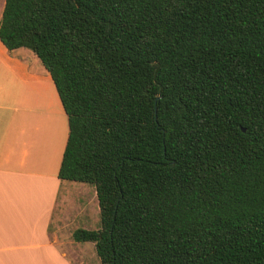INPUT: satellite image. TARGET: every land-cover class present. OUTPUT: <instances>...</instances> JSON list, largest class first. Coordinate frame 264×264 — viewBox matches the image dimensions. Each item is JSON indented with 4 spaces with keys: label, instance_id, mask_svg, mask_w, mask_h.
Returning <instances> with one entry per match:
<instances>
[{
    "label": "trees",
    "instance_id": "obj_1",
    "mask_svg": "<svg viewBox=\"0 0 264 264\" xmlns=\"http://www.w3.org/2000/svg\"><path fill=\"white\" fill-rule=\"evenodd\" d=\"M95 187L101 264H264V0H5Z\"/></svg>",
    "mask_w": 264,
    "mask_h": 264
},
{
    "label": "crops",
    "instance_id": "obj_2",
    "mask_svg": "<svg viewBox=\"0 0 264 264\" xmlns=\"http://www.w3.org/2000/svg\"><path fill=\"white\" fill-rule=\"evenodd\" d=\"M67 136V117L39 58L0 41V264H99L93 242L71 237L78 228L97 229L99 206L93 185L57 176ZM52 224L75 260L50 237Z\"/></svg>",
    "mask_w": 264,
    "mask_h": 264
},
{
    "label": "rangeland",
    "instance_id": "obj_3",
    "mask_svg": "<svg viewBox=\"0 0 264 264\" xmlns=\"http://www.w3.org/2000/svg\"><path fill=\"white\" fill-rule=\"evenodd\" d=\"M96 227L98 228L99 227V219H98V222H97V225ZM50 237L52 238V240L54 241V243L56 244V246L62 250L66 256L72 260H75V255L73 254L74 249L72 248L71 245H69L68 243V238L66 236H64L63 234H61V232H58L56 227L52 224L50 225ZM95 249H94V253H95ZM96 254V253H95ZM96 258L100 264V260L99 258L97 257L96 255ZM90 263L93 264L94 260H90Z\"/></svg>",
    "mask_w": 264,
    "mask_h": 264
}]
</instances>
